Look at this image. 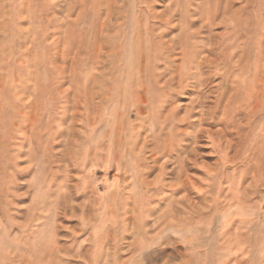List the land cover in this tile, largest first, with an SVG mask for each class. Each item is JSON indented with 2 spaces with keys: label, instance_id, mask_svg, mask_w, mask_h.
<instances>
[{
  "label": "rangeland",
  "instance_id": "rangeland-1",
  "mask_svg": "<svg viewBox=\"0 0 264 264\" xmlns=\"http://www.w3.org/2000/svg\"><path fill=\"white\" fill-rule=\"evenodd\" d=\"M211 238L264 264V0H0V264Z\"/></svg>",
  "mask_w": 264,
  "mask_h": 264
},
{
  "label": "crops",
  "instance_id": "crops-1",
  "mask_svg": "<svg viewBox=\"0 0 264 264\" xmlns=\"http://www.w3.org/2000/svg\"><path fill=\"white\" fill-rule=\"evenodd\" d=\"M223 222H224V224H223V227L221 225V228L224 229L225 233L227 234V238L225 239V241H222L221 244H224L222 246L225 247L226 250H224L222 248V250H220L219 252L225 251V253H227V255H229V219H225V220H223ZM218 241L219 240H215V238L214 239L211 238L209 241L210 243H209L208 247H202L201 249H198L197 251H195L196 253L198 252L200 254L208 255V258L205 257V264H221L223 262V259H222L223 256L217 257L215 263L213 262V258H212V263L210 262L212 253H214L216 251V248L214 246H217ZM183 264H198V263H197V259L195 257L193 262H190V263L187 262V263H183Z\"/></svg>",
  "mask_w": 264,
  "mask_h": 264
}]
</instances>
